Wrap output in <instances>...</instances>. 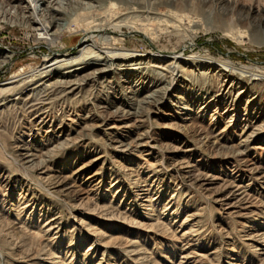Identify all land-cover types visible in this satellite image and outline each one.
I'll return each mask as SVG.
<instances>
[{
  "label": "rangeland",
  "instance_id": "obj_1",
  "mask_svg": "<svg viewBox=\"0 0 264 264\" xmlns=\"http://www.w3.org/2000/svg\"><path fill=\"white\" fill-rule=\"evenodd\" d=\"M7 1L0 0V87L29 79L48 54H75L78 20L122 16L124 26L104 36L119 38V52L132 57L102 87L52 101L43 126L23 111L28 88L0 94V264H264V125L246 150L249 161L230 156L245 122L247 133L264 123V22L247 15L264 0H60L54 7L70 22L56 45L37 42ZM133 10L183 18L172 30ZM137 19L147 31H135ZM160 51L193 66L174 81L149 65ZM140 56L144 64L128 61ZM218 76L233 82L230 98L217 94ZM125 102L142 117L123 120L122 139L138 138L139 148L111 142L122 129L109 127ZM24 145L37 149L34 162L57 146L38 169L19 160ZM237 182L249 185L248 208L218 200Z\"/></svg>",
  "mask_w": 264,
  "mask_h": 264
},
{
  "label": "bare ground",
  "instance_id": "obj_2",
  "mask_svg": "<svg viewBox=\"0 0 264 264\" xmlns=\"http://www.w3.org/2000/svg\"><path fill=\"white\" fill-rule=\"evenodd\" d=\"M26 1L28 2V6H22L21 8L14 5L15 0H8L6 2V6L9 5V10L12 9L13 13L17 15L19 14L21 19H23L28 24L33 25V36L35 37L37 42L49 45H56L58 42H60L62 40L63 33L69 27L68 24L70 22V19H61V15L67 14L64 13V11L54 7V5L59 4L60 0ZM66 1L69 6L72 5V3H70L72 2L71 0ZM229 2L230 0H220V3L222 4H228ZM131 13L135 14L134 16H137L139 18L141 17L142 13H146V16L154 15V17H152L153 19L164 22L167 28H170L172 30L176 29L177 25L183 18V15L170 10H165L162 12H146L133 10ZM247 15L253 18L258 17L259 21H257V24L262 26L264 22V6H249L247 8ZM74 20L77 21L78 17L73 19V21ZM123 20L124 18L117 14L114 17L110 18L108 23L99 22L98 19H94L84 23L78 20L75 25L76 29L74 30L73 34H83V40L81 42V45L77 47L75 54L62 51H58L53 55L48 54L43 58L41 66L37 68L34 74L29 77V79H15L11 80L8 83L2 84V86L0 87V94H2L3 92L11 93L12 91H15L18 86H22L21 90L17 91L18 95H22V91L28 88V90L30 91L23 98L22 102L23 111L27 113L28 116H32L33 120L37 121V126H43L44 123L48 121L50 116L46 112V107L50 103H52V101H66L67 99L77 97L81 95L80 93L84 90V87L86 85L102 87L104 85V82L107 81V77L110 76L111 73H113V70L121 71V68L126 66L127 58L132 57V55L119 52V42L121 41L119 38H117L116 36H112L110 38L104 36L106 34L113 33L110 31L111 29L120 30L124 26ZM133 27L137 32H145L148 30L147 23H145V21L143 22L141 19H137ZM235 38L240 39L241 36L237 35L235 36ZM97 39L108 41L105 43L97 44ZM158 53L159 54L154 57V61L152 60V64L149 65L151 67L159 68L169 73L170 78L174 81L182 78L186 65L193 66L190 65L187 60L177 57L178 55L174 54L173 52L160 51ZM4 57V61L2 59V64L6 65L10 57ZM144 57L145 56H140L129 59L128 61L132 60L133 63L131 65H141L144 64ZM218 80L219 86L217 87V94L221 95L223 98H230V96H232V90L234 91L235 89V86H232L233 82L229 86H226V84H224V82L219 79V76ZM242 92L244 91L239 90L237 94H241L242 96ZM154 96V94L146 96L147 99L152 100H147L145 101V103H153L155 99ZM4 103L5 100L1 101L0 106H2ZM130 103L131 102H125V104L129 108L127 110H123V108H121V110H119L115 115V118L118 121L114 122V124L109 127L115 128L117 130L122 129L121 132H117L116 134H114L113 139H111V142L113 144L115 143L114 148H119L122 146L132 147L133 145L136 148L144 146L142 145V143L138 142V138L137 141H134L135 144H131L129 142L125 143L122 139V131H124L123 128L127 126V124L123 123V120L134 117V122H139L136 120L142 117L140 115V111H130V107L132 105ZM250 124L251 122H245V125L240 132V139L235 144L234 149L232 150L230 155L231 157L235 156L238 160H240V162L249 161L246 150L250 142L254 141L252 138H255L261 132V126L264 125V123L255 125L254 127H252L253 129L250 131V133H247L248 128L251 126ZM224 130H226V127L222 128V130H220L218 134L223 136L224 134H222V132ZM216 137H214L211 145L213 144L215 146V144L218 143ZM203 138L205 139L203 141H206L208 140L209 136L205 135L202 137V139ZM202 139L199 138L200 142H203ZM208 141L210 142V139ZM62 143L63 142H58V144ZM56 146L54 145L50 149H47L45 151V154H47L45 156L46 158L50 156V153L53 152V148ZM17 148L19 149V151H21V154H19V160L23 163L28 164V166L32 167L37 166L38 169L45 166H43V163L47 161L46 158H41L37 162H34V160L38 158V154L36 153L37 149H35L31 145H24ZM126 148L127 147H125L124 149ZM188 167L190 166H187V168ZM255 169V166L248 168L249 171H255ZM190 172V169H186V171L184 172L185 174H187L186 177H191ZM42 173L46 174L47 172L42 171ZM262 177L264 178V175ZM232 186L234 187L233 193L229 192L227 195L219 198V201L229 202L230 199H235V204L238 203V205H242L244 206V208H248L253 205L252 200L254 198H252L253 195L251 196L249 192L248 184L244 185L243 182H237L236 184H232ZM233 205L234 204H229V206ZM51 220L53 219L51 218L50 221ZM260 234L261 233H258V235Z\"/></svg>",
  "mask_w": 264,
  "mask_h": 264
}]
</instances>
